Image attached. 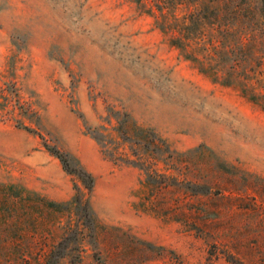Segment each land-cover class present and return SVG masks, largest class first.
<instances>
[{"label": "rangeland", "instance_id": "1", "mask_svg": "<svg viewBox=\"0 0 264 264\" xmlns=\"http://www.w3.org/2000/svg\"><path fill=\"white\" fill-rule=\"evenodd\" d=\"M203 1L0 0V182L71 199L80 181L45 141L95 176L104 238L71 243L61 264H264V30L245 70L251 98L201 73L160 27ZM110 105L180 151L211 150V196L180 193L189 211L207 206L209 223L135 208L142 171L111 159L89 129ZM16 238L3 249L0 230V264H39Z\"/></svg>", "mask_w": 264, "mask_h": 264}, {"label": "trees", "instance_id": "2", "mask_svg": "<svg viewBox=\"0 0 264 264\" xmlns=\"http://www.w3.org/2000/svg\"><path fill=\"white\" fill-rule=\"evenodd\" d=\"M255 1L204 0L182 19L159 22L160 27L201 73L215 83L242 89V92L251 90L254 98V83L244 80L248 65L252 71V52L258 43L256 32L264 30V0H258V6ZM4 90L0 92L3 94ZM16 108L10 112L15 113ZM29 111L32 110L28 106L24 112ZM24 128L32 130L29 126ZM89 129L111 159L133 164L142 171L135 208L164 218L194 217L197 223H209L207 206L189 211L184 208L187 203L180 193L211 196L214 189L210 180L211 150L200 146L180 151L153 127L139 123L130 112L111 105L103 123ZM44 145L80 184L75 183L71 199L57 201L21 184L0 182L1 247L8 248L21 235L19 241H24L29 249L36 247L39 264H61L68 256L71 243L79 246L85 242L100 243L106 226L90 208L95 176L82 165H73L67 152L46 141ZM195 173L200 178L194 179Z\"/></svg>", "mask_w": 264, "mask_h": 264}]
</instances>
